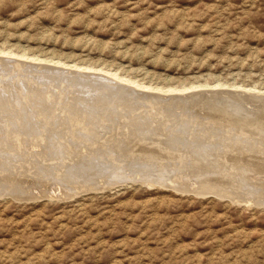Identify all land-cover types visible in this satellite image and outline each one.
Instances as JSON below:
<instances>
[{"label":"rangeland","instance_id":"rangeland-1","mask_svg":"<svg viewBox=\"0 0 264 264\" xmlns=\"http://www.w3.org/2000/svg\"><path fill=\"white\" fill-rule=\"evenodd\" d=\"M0 47L261 93L264 0H0ZM89 190L0 196V264H264L261 203L139 182Z\"/></svg>","mask_w":264,"mask_h":264},{"label":"bare ground","instance_id":"bare-ground-1","mask_svg":"<svg viewBox=\"0 0 264 264\" xmlns=\"http://www.w3.org/2000/svg\"><path fill=\"white\" fill-rule=\"evenodd\" d=\"M153 84L0 47V196L139 182L264 205V92Z\"/></svg>","mask_w":264,"mask_h":264},{"label":"water","instance_id":"water-1","mask_svg":"<svg viewBox=\"0 0 264 264\" xmlns=\"http://www.w3.org/2000/svg\"><path fill=\"white\" fill-rule=\"evenodd\" d=\"M120 185V184H119ZM108 188V187H107ZM106 189V188H104ZM103 190V189H102ZM89 191H97V190H89ZM99 191V190H98ZM5 196H9L11 197L12 199L16 200V201H28V200H33V199H36V198H28V199H18V198H15L13 196H10V195H5ZM3 197V196H2Z\"/></svg>","mask_w":264,"mask_h":264}]
</instances>
